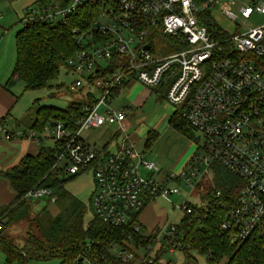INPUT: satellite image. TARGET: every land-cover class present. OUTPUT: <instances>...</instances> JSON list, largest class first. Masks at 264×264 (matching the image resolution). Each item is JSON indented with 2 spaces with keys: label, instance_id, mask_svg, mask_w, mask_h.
Wrapping results in <instances>:
<instances>
[{
  "label": "built area",
  "instance_id": "1",
  "mask_svg": "<svg viewBox=\"0 0 264 264\" xmlns=\"http://www.w3.org/2000/svg\"><path fill=\"white\" fill-rule=\"evenodd\" d=\"M215 7L234 24L232 32L217 24L211 14ZM252 15H264V0H50L22 17V25L36 21L54 26L70 17L82 23L71 29L76 50L63 66L75 76L70 89L85 92L81 115L74 127L54 120L30 137L36 144L46 137L57 144L53 166L65 175L92 172L93 216L122 227L147 200L179 195L175 179L193 187L209 165L218 163L240 181L229 203H217L224 211L219 230L233 242L264 237V22L239 30V22ZM158 35L181 50L159 54L152 42ZM133 80L151 89L163 84L170 105H186L182 116L198 140L189 167L177 175H142L141 170L158 173L160 167L135 147L124 128L125 111L111 107L117 92ZM103 124L117 126L120 138L114 150L80 137L82 131ZM24 198L56 200L46 186L29 190ZM189 203L185 198L177 207L183 215L192 213ZM178 223L170 221L146 232L144 236L154 235L152 246L129 243L130 250L114 246L113 251L125 260L141 250L137 252L147 263H152L154 253L184 252L190 248L176 240ZM131 227L139 230L135 223Z\"/></svg>",
  "mask_w": 264,
  "mask_h": 264
},
{
  "label": "trees",
  "instance_id": "2",
  "mask_svg": "<svg viewBox=\"0 0 264 264\" xmlns=\"http://www.w3.org/2000/svg\"><path fill=\"white\" fill-rule=\"evenodd\" d=\"M49 1L35 0L33 5L24 9L22 17L31 7H39ZM76 25L82 23L76 22L74 17H70L68 22L54 26L36 21L24 25L21 23V28L14 36L15 61L11 75L17 74L24 90L48 86L50 81L57 77L60 67L65 65L76 50L71 38V29ZM208 25L212 27V24ZM82 104L71 102L64 108L39 106L34 112L31 129L36 134H41L43 126L54 120L74 127L76 119L81 115ZM185 110L186 105L176 108L169 124L188 139L198 140L187 119L182 116ZM153 137L149 131L146 147L150 146L155 138ZM58 152L59 148L55 143L52 146L41 144L36 155L26 154L11 168L0 170V177L8 181L15 193L8 204L0 207V251L5 256L6 264H25L31 259L53 258L59 260L58 264H161L164 254L154 253L152 263H147L135 250L133 255L125 260L116 256L113 251L114 246L122 251L130 250L129 243L136 248L154 245L152 233L144 236L139 230L131 227L135 223L140 229L142 225L137 218L152 199L147 200L143 208L133 214L128 224L122 227H111L95 216L85 224L84 215L87 208L76 198H71L64 189L65 181L72 175H65L62 168L53 166ZM227 182H223V192L209 199L204 207L189 203L193 211L184 214L180 219L176 226V240L188 245L191 250L196 249L197 255L203 256L206 264H264V237L233 242L218 228L224 211L217 207V203H229L240 181L236 179L226 185ZM39 186L50 187L56 198H67L69 203L63 205L61 211L54 216L43 208L34 219L29 218L26 237L21 245H16L8 239L6 229L12 222L20 220V213L25 211V216L27 215L29 200H26L24 195ZM190 249L184 248V253L188 260H193L189 254Z\"/></svg>",
  "mask_w": 264,
  "mask_h": 264
},
{
  "label": "rangeland",
  "instance_id": "3",
  "mask_svg": "<svg viewBox=\"0 0 264 264\" xmlns=\"http://www.w3.org/2000/svg\"><path fill=\"white\" fill-rule=\"evenodd\" d=\"M33 1L34 0H0V28L6 30L4 36L7 34L14 36V33L21 28L20 18L22 17L23 11L33 5ZM211 14L220 27L228 32L234 30V24L225 18L216 7L211 9ZM263 22L264 15H252L244 22H239V30L244 32L247 28L255 27ZM152 42L159 54H171L181 50L175 42L170 41L164 35H158ZM74 77L72 73L67 72V70L61 66L57 77L50 81L48 86L30 90H24V88L21 87L20 90L16 91V103L13 107L12 115L17 118L21 117L23 112L30 107L31 113L33 114L39 106L64 108L71 102L85 101V92L83 93L79 90L70 89ZM20 84L21 83H18V85ZM143 88H145V90L141 98L142 101L138 108H134L132 116L129 119L130 127L126 132L130 134L137 129L139 138L136 139L138 140L136 148L140 151H144L147 158L155 161L160 167V170L158 173L141 170L142 175L146 177L156 176L159 179L164 177L166 173L177 175L185 165L183 161L186 153L190 150L192 153L195 150L196 140H189L186 136L178 132L171 123L169 124V119L175 108L167 102L163 84H160L154 90L149 87ZM92 95L94 98L99 96L97 91L92 92ZM120 97L119 100H112L111 107L115 109L119 107L123 101L122 96ZM28 117V113L25 114L22 123L25 124V120ZM105 126L111 127L114 125L107 124ZM102 131L103 128H100L88 131L84 130L83 133H89L90 136L97 139L102 137L100 136ZM109 131L111 132L112 130ZM149 131L152 132L155 138L153 137L154 139L152 143L149 144L150 146L146 147V145H148L147 133ZM193 133L196 137L197 132L193 131ZM52 144L53 142L50 139L43 140V145L52 146ZM188 167L189 165L184 166V168ZM201 169H204V166H202ZM204 172L205 174L198 181L199 187H197V185L192 187L191 184L186 185L184 180L175 179V184H177L176 186L180 190L179 195H171L168 200L157 197L150 201L140 216L139 220L142 226L139 232L145 235L146 232L151 231L156 225L161 226L170 221L178 223L183 216V211L179 210L177 207L185 198H187L188 202L196 204L198 207H204L206 202L216 195V190L220 191V194L223 192L224 181L227 180L232 183V181L234 182L237 179L232 172L218 163H212ZM228 182L226 185L230 184ZM64 189L71 198H76L87 208L84 215V223L86 224L93 218L92 211L89 209V201L95 189L92 172L88 170L68 177L64 183ZM68 203L69 200L63 197H57L54 203L49 202L46 198L29 200L27 215L25 216V211L22 214L20 213V220L12 222L6 229L8 239L16 245H21L29 227V222L27 221L29 218L34 219L36 214L43 208L54 216L61 211L63 205H67ZM137 251L141 252V250ZM189 254L193 260H188L186 254L180 250H175L173 253L166 252L161 259V264H206L203 256L194 254L192 251H189ZM58 263L59 260L53 258L49 260L31 259L25 264ZM0 264H6L5 256L2 251H0ZM10 264L24 263L12 262Z\"/></svg>",
  "mask_w": 264,
  "mask_h": 264
},
{
  "label": "crops",
  "instance_id": "4",
  "mask_svg": "<svg viewBox=\"0 0 264 264\" xmlns=\"http://www.w3.org/2000/svg\"><path fill=\"white\" fill-rule=\"evenodd\" d=\"M5 32L6 30L4 28H0V170L11 168L18 163L21 157L26 154L36 155L40 145L43 144V140L50 139L49 137H46L45 139L41 140L40 144H36L35 141L30 137L31 132L33 131L31 129V125L33 123L34 117V113H31V107L23 112L24 115L22 114L21 117L17 118L12 115L13 107L16 103V91L20 90L21 87L24 88V85L20 80L14 78L13 75H11L15 61V33L14 36L8 34L4 36ZM18 83H21L22 86L21 84L18 85ZM143 87L145 86H142L140 83L133 80L128 82L116 94L115 99L119 100V97L122 96L123 101L117 109H122L126 113L124 128L127 131L130 127L129 119L132 116V112L134 111V108H138L140 106V102L142 101L141 98L145 90ZM154 89L155 88L152 90ZM27 113L29 117L26 120L24 119L26 122L24 124L22 123V120ZM105 125L107 124L88 129L95 130L103 128L102 134L100 135L102 136L101 138L96 139L90 136L89 133L84 134L82 131L80 134L81 139L88 144L94 145L95 147H106L109 150H114L116 143L120 138V134H115L117 130L116 125L111 127ZM109 130L112 131L110 132ZM137 134V129L129 134L130 139L134 142L135 147L136 143L138 142L136 139L139 138ZM193 152L191 153L190 150L184 156L183 163H185V165H188ZM14 195L15 193L9 186L8 181L0 177V206L8 204L13 199ZM145 207L140 212L138 220L144 212Z\"/></svg>",
  "mask_w": 264,
  "mask_h": 264
},
{
  "label": "water",
  "instance_id": "5",
  "mask_svg": "<svg viewBox=\"0 0 264 264\" xmlns=\"http://www.w3.org/2000/svg\"><path fill=\"white\" fill-rule=\"evenodd\" d=\"M145 48L147 49V48H148V46H145Z\"/></svg>",
  "mask_w": 264,
  "mask_h": 264
}]
</instances>
